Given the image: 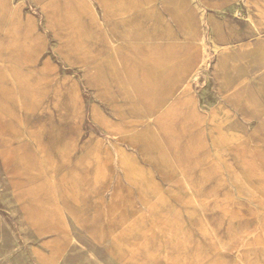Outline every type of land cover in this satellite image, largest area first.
Returning a JSON list of instances; mask_svg holds the SVG:
<instances>
[{
    "label": "rangeland",
    "instance_id": "obj_1",
    "mask_svg": "<svg viewBox=\"0 0 264 264\" xmlns=\"http://www.w3.org/2000/svg\"><path fill=\"white\" fill-rule=\"evenodd\" d=\"M0 264H264V0H0Z\"/></svg>",
    "mask_w": 264,
    "mask_h": 264
}]
</instances>
